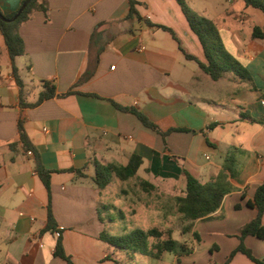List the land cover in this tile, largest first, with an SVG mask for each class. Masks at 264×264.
Wrapping results in <instances>:
<instances>
[{
	"label": "crops",
	"instance_id": "1",
	"mask_svg": "<svg viewBox=\"0 0 264 264\" xmlns=\"http://www.w3.org/2000/svg\"><path fill=\"white\" fill-rule=\"evenodd\" d=\"M135 1L140 19L130 16L131 0H39L47 12H35L19 27L25 55L15 66L25 84L22 102L0 32V264H67L54 255L57 234L46 231L48 192L32 153L19 142L20 119L43 166L53 172L51 209L74 264L131 260L100 239L107 227L99 210L102 192L93 181L96 163L126 165L138 155V175L185 189L182 169L208 183L229 150H242L234 191L215 213L186 222L178 240L187 250L172 253L169 264H224L240 244V228L257 216L247 205L264 182V40L251 38L249 24L256 11L245 6L235 14L241 0H189L193 10L217 23L226 48L248 67L258 91L230 75L212 80L157 27L170 28L188 54L205 61L176 0ZM22 3L0 0V11L12 14ZM44 81L55 85L57 96L22 106L37 102ZM114 103L137 107L170 133L164 139ZM228 125L220 135L217 129ZM244 243L264 260L263 240L248 236ZM143 257L164 264V258ZM230 264L256 263L237 253Z\"/></svg>",
	"mask_w": 264,
	"mask_h": 264
},
{
	"label": "trees",
	"instance_id": "2",
	"mask_svg": "<svg viewBox=\"0 0 264 264\" xmlns=\"http://www.w3.org/2000/svg\"><path fill=\"white\" fill-rule=\"evenodd\" d=\"M26 0H23V3ZM181 7L183 14L185 15L191 30L197 35L201 46L203 48L205 61H201L195 56L188 54L181 46V42L176 34L167 27L157 26L164 31L169 32L173 38L178 42L180 49L184 52L185 56L189 60H194L198 63L200 69L207 74L212 80L219 81L227 78L229 74L234 75V79L239 82H245L249 84L254 91H258L254 78L248 69V67L239 59H237L226 48L219 27L217 23L203 15L193 11L186 3V0H176ZM245 6L253 11L260 12L264 18V0H241ZM22 3V4H23ZM137 2L131 0L130 16L136 15L139 19L135 5ZM47 5L40 3L39 0H32L20 16L12 22H7L0 19V32L4 37L5 45L12 62V73L15 83L19 89V97L23 99L25 84L19 75V70L15 66V59L19 56L25 55V44L22 37L19 34V27L28 21H30L35 12L40 11L47 12ZM18 11L4 15L6 19H12L16 16ZM251 37L254 40H264V28L261 26H255L252 30ZM73 94V91H69L61 96ZM57 96L56 87L50 81L43 82V91L40 93L37 102L33 104L21 103L24 107H36L43 101L54 98ZM115 106L122 111H126L134 114L141 121V123L148 129L160 134L164 139L170 131H162L158 125L152 122L144 113H142L137 107H122L116 103ZM251 121H255L249 115L243 116ZM218 125V124H217ZM19 142L22 144L26 152H30L33 155L35 161V171L42 181L43 185L48 192V220L46 231H51L57 234V243L54 250V255L67 264H74L71 257L66 254L63 247L62 230L58 228V224L53 216L51 209V175L52 171L47 170L40 159V154L35 145L28 137L23 119L18 122ZM242 154V150L239 148H232L226 154L221 169L215 178L208 183H201L200 180L190 174L186 169H182V174L186 179V187L183 195L171 198L170 212L179 215L182 220L186 222L195 221L198 219H204L209 215L215 213L222 205L224 197L233 192L235 187L232 184V180L239 173V160ZM142 165V158L138 155L130 157L129 162L126 165L122 164H108L103 165L96 163L95 176L93 181L100 191L105 190L110 185V174L117 177L121 182H127L131 179L138 177V170ZM77 172L78 175H82L80 170H71V172ZM140 186L142 190L147 193L150 198H153L152 202L160 203L165 197L164 195L156 196L154 192L157 187L148 180H140ZM154 203V204H155ZM157 207L164 208L163 206ZM247 205L257 209V216L245 224L239 230L238 247L230 254L224 264H230L232 259L237 253L246 255L251 261L256 264H264V260H260L253 255V252L246 247L244 240L248 236L256 237L264 241V182L256 189L253 200L248 201ZM155 206V205H154ZM235 208L240 209V205H236ZM187 230V229H186ZM163 233V235H161ZM148 235L157 237L156 241H150L151 248L146 246V234L139 229H134L129 233H125L121 236H115L105 229L100 239L106 242L109 246L123 253L128 259L133 260L134 255L145 256L155 260H163L162 254L167 250L168 252L176 253L180 250V253L186 252L185 245L177 243L173 237L172 229L162 230L160 232L153 229ZM108 259V257H106Z\"/></svg>",
	"mask_w": 264,
	"mask_h": 264
},
{
	"label": "rangeland",
	"instance_id": "3",
	"mask_svg": "<svg viewBox=\"0 0 264 264\" xmlns=\"http://www.w3.org/2000/svg\"><path fill=\"white\" fill-rule=\"evenodd\" d=\"M187 5L192 9L190 6L189 0H186ZM245 4L243 1H240L238 3V6H235V14H239V12H244ZM193 10V9H192ZM196 12V10H193ZM199 14V13H198ZM255 15H252V22H249V24L252 26V30L255 26H261L264 28V24H259V22L264 23L263 15L260 12L254 13ZM201 15V14H200ZM252 38V37H251ZM255 42H262V41H255ZM229 51V50H228ZM230 76L231 75L229 74ZM230 126L228 125L225 130L223 129H217V131L220 133V135L225 134L229 131ZM144 175V173H142ZM140 180H145L141 175H138L137 178L131 179L127 182H121L117 177L110 174V185L103 191H101L102 199L100 204V216L107 227V230L109 233L115 235V236H121L125 233H129L131 231H128L129 228L131 229H137L136 228V221L134 220L135 213L138 211L137 205L143 203L146 207L148 206H163L165 207L164 210H162L167 213L170 212V199L174 198L176 196H181L184 193V186L182 183L175 182V183H169V182H163L159 179L153 180V184L157 187V190L154 192L153 196L164 195L163 199L160 201V203L152 202L153 198L149 199V195L145 193L141 186H140ZM159 180V181H158ZM155 203V204H154ZM113 207V208H112ZM122 209L123 213L126 214V217L123 218L121 213L119 212ZM131 209L135 211V213H131ZM174 214V213H173ZM185 224V226L183 225ZM189 225H187L188 227ZM186 221L182 220L180 216H178L173 222H171V227L169 229H172L173 236H175L177 239H181L182 231H186ZM160 228L162 230H165L163 226L161 225ZM168 230V229H167ZM128 259V258H127ZM141 261H144L143 264H149L148 260H145L144 257L141 258L140 255L135 254L133 262L132 260H122L123 264H142ZM132 262V263H131ZM169 264V263H168Z\"/></svg>",
	"mask_w": 264,
	"mask_h": 264
},
{
	"label": "clouds",
	"instance_id": "4",
	"mask_svg": "<svg viewBox=\"0 0 264 264\" xmlns=\"http://www.w3.org/2000/svg\"><path fill=\"white\" fill-rule=\"evenodd\" d=\"M138 211L135 213L134 220L136 221V228L146 234V246L151 248L150 241H156L158 238L152 235H148L153 229L160 232L162 225L165 230L171 227V222H173L180 213H165L161 208L157 206L146 207L145 204L141 203L137 205ZM133 229L129 228L128 231H132ZM163 235V233H161ZM176 240L177 243H183L176 239L175 236L172 237ZM164 257V264H168V262L172 259V254L167 250L162 254Z\"/></svg>",
	"mask_w": 264,
	"mask_h": 264
},
{
	"label": "water",
	"instance_id": "5",
	"mask_svg": "<svg viewBox=\"0 0 264 264\" xmlns=\"http://www.w3.org/2000/svg\"><path fill=\"white\" fill-rule=\"evenodd\" d=\"M32 0H26L22 5L21 7L19 8L17 14L15 17H13L12 19H6L4 17V15L1 13L0 11V19L1 20H4V21H7V22H12V21H15L19 16L20 14L25 10V8L28 6V4L31 2Z\"/></svg>",
	"mask_w": 264,
	"mask_h": 264
},
{
	"label": "built area",
	"instance_id": "6",
	"mask_svg": "<svg viewBox=\"0 0 264 264\" xmlns=\"http://www.w3.org/2000/svg\"><path fill=\"white\" fill-rule=\"evenodd\" d=\"M115 67H112V69H114Z\"/></svg>",
	"mask_w": 264,
	"mask_h": 264
}]
</instances>
